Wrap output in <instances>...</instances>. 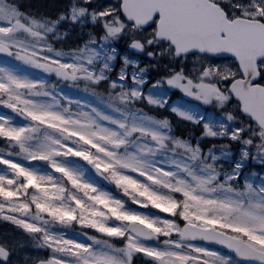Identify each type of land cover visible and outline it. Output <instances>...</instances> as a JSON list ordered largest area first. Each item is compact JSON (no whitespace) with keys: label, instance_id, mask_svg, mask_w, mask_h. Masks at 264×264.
<instances>
[{"label":"snow or ice","instance_id":"6c2138e0","mask_svg":"<svg viewBox=\"0 0 264 264\" xmlns=\"http://www.w3.org/2000/svg\"><path fill=\"white\" fill-rule=\"evenodd\" d=\"M0 264H264V0H0Z\"/></svg>","mask_w":264,"mask_h":264},{"label":"trees","instance_id":"16d2710c","mask_svg":"<svg viewBox=\"0 0 264 264\" xmlns=\"http://www.w3.org/2000/svg\"><path fill=\"white\" fill-rule=\"evenodd\" d=\"M55 2V0H20V3L24 7H31L34 9L41 8L45 4H50Z\"/></svg>","mask_w":264,"mask_h":264},{"label":"rangeland","instance_id":"374dc122","mask_svg":"<svg viewBox=\"0 0 264 264\" xmlns=\"http://www.w3.org/2000/svg\"><path fill=\"white\" fill-rule=\"evenodd\" d=\"M13 226L7 222L0 221V231H3L4 229L12 228Z\"/></svg>","mask_w":264,"mask_h":264}]
</instances>
